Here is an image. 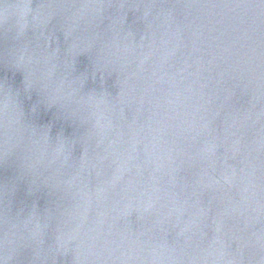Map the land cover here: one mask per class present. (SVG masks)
I'll list each match as a JSON object with an SVG mask.
<instances>
[{
  "label": "water",
  "instance_id": "water-1",
  "mask_svg": "<svg viewBox=\"0 0 264 264\" xmlns=\"http://www.w3.org/2000/svg\"><path fill=\"white\" fill-rule=\"evenodd\" d=\"M0 264H264V0H0Z\"/></svg>",
  "mask_w": 264,
  "mask_h": 264
}]
</instances>
